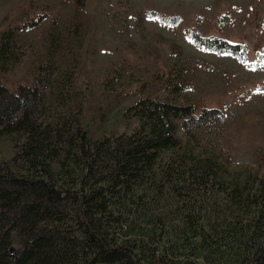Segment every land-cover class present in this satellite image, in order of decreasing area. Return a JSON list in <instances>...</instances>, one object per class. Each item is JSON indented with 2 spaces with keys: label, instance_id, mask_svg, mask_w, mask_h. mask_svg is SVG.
<instances>
[{
  "label": "trees",
  "instance_id": "16d2710c",
  "mask_svg": "<svg viewBox=\"0 0 264 264\" xmlns=\"http://www.w3.org/2000/svg\"><path fill=\"white\" fill-rule=\"evenodd\" d=\"M24 28L0 33L1 72L22 62ZM49 40L32 85L11 92L0 82V140L11 145L0 156V264H264V177L198 154L178 134L220 136L224 116L143 98L124 113L136 120L130 132L93 140L75 73L54 58L65 43Z\"/></svg>",
  "mask_w": 264,
  "mask_h": 264
},
{
  "label": "rangeland",
  "instance_id": "374dc122",
  "mask_svg": "<svg viewBox=\"0 0 264 264\" xmlns=\"http://www.w3.org/2000/svg\"><path fill=\"white\" fill-rule=\"evenodd\" d=\"M17 26L26 54L0 71L11 92L33 84L53 35L65 43L54 58L75 73L74 101L93 140L130 132L136 120L124 113L140 99L193 105L208 120L220 112L224 126L220 136L180 128L183 144L264 177V0H0V33ZM214 39L232 49L200 45ZM10 146L0 140V156Z\"/></svg>",
  "mask_w": 264,
  "mask_h": 264
}]
</instances>
